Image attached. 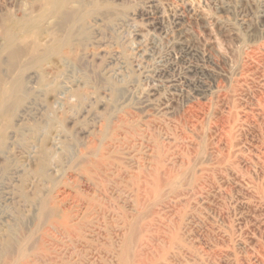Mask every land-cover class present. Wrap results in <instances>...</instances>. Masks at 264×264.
<instances>
[{
	"label": "rangeland",
	"instance_id": "obj_1",
	"mask_svg": "<svg viewBox=\"0 0 264 264\" xmlns=\"http://www.w3.org/2000/svg\"><path fill=\"white\" fill-rule=\"evenodd\" d=\"M43 1L0 0V264H264V0H81L69 50Z\"/></svg>",
	"mask_w": 264,
	"mask_h": 264
},
{
	"label": "bare ground",
	"instance_id": "obj_2",
	"mask_svg": "<svg viewBox=\"0 0 264 264\" xmlns=\"http://www.w3.org/2000/svg\"><path fill=\"white\" fill-rule=\"evenodd\" d=\"M79 2H81V0H44L43 1V4L45 5L46 11H47L43 17V20H47V25L49 27V28H47V31H46L47 39H48L46 45H48V43H49V45H50V43H60L61 45H64V48L68 47V50L72 48V28H73L72 27V8H74L73 5L75 3H79ZM13 19H15V20L13 22H11V26H7L8 28L11 27L13 29H6V31H5V37H6V39H8V43L6 46L7 57L5 60L0 59V65L3 64L5 67H7L9 69L8 73H11V74H13V71L16 67H18V64H19L21 58L28 51H32V53H33V52H36L40 48L38 42L36 41L37 36L39 35L40 31L38 29L37 30L35 29V31H33V29H31L33 24H35L36 22L35 21L34 22L33 21L22 22L20 20H17L16 18H13ZM73 19L76 22L79 21L78 18L73 17ZM8 20L10 21V18L5 19V21H8ZM16 28L18 30V34L17 33L15 34V32H14L15 31L14 29H16ZM19 36H21V37H19ZM30 41H32V43H30ZM62 47L63 46H60L59 48L61 49ZM53 52L57 54L59 52V50H56ZM5 83L6 82L3 78V75L0 72V105H1L0 106V109H1L0 114H2V115H7L5 113L7 111V102H9L8 86H15L13 91H16L17 94L25 88L23 83L18 85V82L16 79H12L10 82H8L7 83L8 86L5 85ZM4 85H5V89H4ZM1 136L2 135H0V147L2 146L3 141H4ZM149 182H150V180H149ZM64 201H65V199H64ZM43 210L45 211L44 208H43ZM54 215H55V213H54ZM64 225L66 226V224H64ZM4 246L5 247H4L3 251H4V253L8 254V252H10L13 249V241L10 239V241L7 242ZM126 248H127V246H126ZM124 253L126 254V252H124ZM25 257H26V254L23 251L20 252V258H19L18 262H20V260L24 259ZM25 264H29V263L26 262Z\"/></svg>",
	"mask_w": 264,
	"mask_h": 264
}]
</instances>
